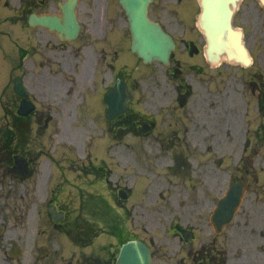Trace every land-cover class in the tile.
I'll use <instances>...</instances> for the list:
<instances>
[{
    "label": "flooded vegetation",
    "instance_id": "1",
    "mask_svg": "<svg viewBox=\"0 0 264 264\" xmlns=\"http://www.w3.org/2000/svg\"><path fill=\"white\" fill-rule=\"evenodd\" d=\"M7 5H11V32L5 29L8 18L2 13ZM101 5L99 12L98 0L78 3L80 29L77 41H68V51L79 55L83 49L88 55L90 48L95 55L93 80L88 65L83 71L77 64L72 69L85 84L77 102L86 117L84 143L88 151L95 145L110 158L91 159L90 151L85 160L51 159L37 170L32 167L39 161L31 154L39 142L40 112L19 115L22 98L8 90L14 80L10 71L24 66L25 0H0V183L4 184L17 151L35 172L30 179L43 205L36 204L33 227L19 236L28 247L24 251L22 242L21 264H114L120 244L132 238L149 246L152 264H264V176L249 157V152L255 154L264 146L260 136L264 120L259 115L264 114V0H241L234 19L255 55L253 63L259 62L258 71L238 67L240 80L228 86L237 76L232 65L217 70L220 65L205 64L202 34L176 19L172 23L187 36L179 37L184 55L172 58L162 79H156V72L146 75L145 95H136L142 86L126 67L122 70L130 60L118 62L121 51H127L128 35L119 25L118 0H101ZM184 8L190 14L189 3ZM6 43L21 54L17 58L9 54ZM72 69L68 68L71 74ZM188 72L199 82L194 98L185 78ZM118 77L126 80L132 99L127 110L108 116L104 93ZM237 92L246 115L249 93L257 96L256 116L239 127L229 115L218 117V110L227 109L225 98ZM12 128L20 132L16 146L9 139ZM126 136L132 142H121ZM121 151L128 154L124 157ZM41 168L52 173L46 186ZM22 184L21 210L27 191L25 181ZM77 200L80 222L72 210ZM7 205L1 200L0 210ZM68 237L74 239V251ZM101 237H111L114 243ZM96 243L101 255L87 251Z\"/></svg>",
    "mask_w": 264,
    "mask_h": 264
},
{
    "label": "rangeland",
    "instance_id": "2",
    "mask_svg": "<svg viewBox=\"0 0 264 264\" xmlns=\"http://www.w3.org/2000/svg\"><path fill=\"white\" fill-rule=\"evenodd\" d=\"M57 1H61V0H47L43 5L44 10H48V11L55 10L56 9L55 5ZM176 1L177 0H155V2L151 5L150 15L152 18H155L159 20L161 23H163L164 26H166L170 31L174 33V35H176L179 38L180 33L182 34L181 32L182 28L178 29L177 25L172 23L175 17L172 11L174 8L177 7ZM163 3H165L167 6H164ZM101 7H102L101 0H98L99 12ZM124 23H125L124 20L121 18L119 21L120 28L124 27ZM45 32L46 31L44 30H40V31H33L30 33V35L36 40V44L37 46H39L40 52L36 51L32 56H29L28 59H26L25 69H27V67H30V70L25 71V74H27L25 80L27 85H29L30 89L34 92V95H36L40 100L42 111L45 114H48V112L52 113L51 122L50 124H48L47 127H45L43 123L46 116L44 114H43L44 116L41 118V123L39 125L41 130L40 142L43 145L44 151L47 150L50 151L51 153L52 150L50 149L53 145H57L59 147L60 144H62L58 140L59 139L58 132L59 131L63 132V135L65 136L64 132L67 130L70 124L73 125V133L71 132V134L68 135V137H73L78 139L80 138L76 134L75 128L79 127L81 124L80 112L82 110L81 109L78 110V113L76 114L77 115L76 119H73L72 116L74 114L73 106L76 104L77 99L81 96V90H83V88H81L80 90L78 83V85L74 87V91L72 92V95L68 97V91L66 92V90H68L67 89L68 65L72 66V60L69 61L70 55L68 54V52H70L72 58H74L75 51L74 50L68 51V44H63V46L60 48L58 46V42L51 35H49L47 32L46 34ZM48 35L53 38L56 44L55 48H52L51 39ZM182 36L185 38L187 37L186 33H183ZM48 44L50 45L48 46ZM7 46L8 45L6 43L4 48L6 49ZM181 53H182L181 50L177 52L178 55H180ZM41 61L43 63V66L39 65ZM34 73H36V75ZM206 73H210V71L206 69ZM186 74L188 76L185 78L190 83H192L196 88L199 87L198 86L199 82L196 81L194 75L192 76L189 72ZM194 82L197 83L195 84ZM68 99L70 100L71 109H72L71 111H68V105H70L68 104ZM250 102H253V100L250 99ZM222 106H224V104H222ZM220 115H221L220 119H224L226 115H229L231 117V122L233 117L234 121L237 123V127H239L240 120L238 119V115H236L234 112H231L228 105H227V109L218 111V117ZM254 117H255L254 113H249L247 119H253ZM261 119L264 120V116L261 117ZM68 153H69V157L73 158V160L77 159L73 151L69 150ZM94 156L97 155L93 153V157ZM254 160L256 162V166L262 169V176H264V146L260 151L257 152V155L254 156ZM9 190L10 192L14 193V195L16 196L17 194L16 183L12 184L11 182H9ZM31 195L32 192H30V196ZM78 203L79 201H76L75 205L77 206ZM16 215L17 214L9 215L10 225L14 223V217ZM156 234L157 231L155 235ZM159 235L160 234L158 233L156 236L159 237ZM101 240L105 241V243L107 244L110 242L114 243V240L111 237H107V238L101 237ZM97 245L99 244L98 243L94 244L95 248L92 247L88 248L87 251L92 253L95 252L94 253L95 255H101V253H97L99 252V249L96 247ZM3 258H4L3 254L2 252H0V264H4L2 262Z\"/></svg>",
    "mask_w": 264,
    "mask_h": 264
},
{
    "label": "water",
    "instance_id": "3",
    "mask_svg": "<svg viewBox=\"0 0 264 264\" xmlns=\"http://www.w3.org/2000/svg\"><path fill=\"white\" fill-rule=\"evenodd\" d=\"M129 19L132 35L131 48L144 61L159 60L168 62L174 42L161 26L147 16L150 0H120ZM237 0H200L201 14L199 24L208 41V54L224 53L228 59L249 63L246 48L241 41V33L232 28L231 20ZM68 23V11L64 10ZM34 20L64 31V26L55 18L42 16ZM73 19V24L75 26ZM64 23V24H65ZM118 264H150L148 249L140 242H128L122 247Z\"/></svg>",
    "mask_w": 264,
    "mask_h": 264
}]
</instances>
